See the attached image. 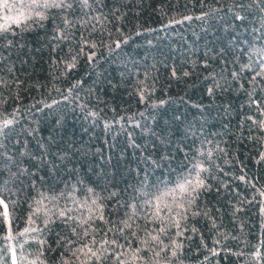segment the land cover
Segmentation results:
<instances>
[{
  "label": "trees",
  "instance_id": "16d2710c",
  "mask_svg": "<svg viewBox=\"0 0 264 264\" xmlns=\"http://www.w3.org/2000/svg\"><path fill=\"white\" fill-rule=\"evenodd\" d=\"M0 264H264V0H0Z\"/></svg>",
  "mask_w": 264,
  "mask_h": 264
}]
</instances>
